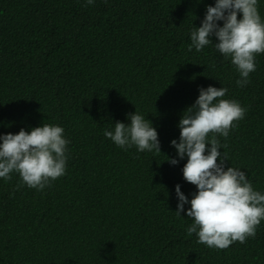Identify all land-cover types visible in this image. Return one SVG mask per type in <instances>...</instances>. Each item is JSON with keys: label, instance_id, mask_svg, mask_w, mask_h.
I'll use <instances>...</instances> for the list:
<instances>
[{"label": "trees", "instance_id": "1", "mask_svg": "<svg viewBox=\"0 0 264 264\" xmlns=\"http://www.w3.org/2000/svg\"><path fill=\"white\" fill-rule=\"evenodd\" d=\"M86 4L0 0V136L48 124L69 141L65 174L50 186L29 188L16 172L0 178V264H264V220L255 237L224 249L187 234L194 220L176 214L175 185L189 200L197 188L182 174L187 156L170 144L199 89L226 88L222 99L245 115L226 138L208 140L215 135L225 167L245 171L264 194V53L240 87L215 36L188 50L215 0ZM257 9L264 22V0ZM134 112L156 129L160 153L105 137Z\"/></svg>", "mask_w": 264, "mask_h": 264}, {"label": "clouds", "instance_id": "2", "mask_svg": "<svg viewBox=\"0 0 264 264\" xmlns=\"http://www.w3.org/2000/svg\"><path fill=\"white\" fill-rule=\"evenodd\" d=\"M93 3L94 0H87L85 6ZM238 13L242 14L239 19ZM213 36L217 41L215 48L225 58L231 57L239 72L237 86L249 84V74L256 68L255 55L264 53V22L257 0H215L214 6H206L200 26H194L191 32L188 50H202L213 43ZM226 92L224 87H201L198 98L179 120V142L170 141L180 159L187 156L182 174L197 188L189 200L180 185H175V212L178 216L184 212L194 220L186 230L189 236L195 233L198 243L219 249L255 237L257 226L264 220V194L253 189L245 171L225 167L227 155L218 151L221 145L215 135L208 140L209 133L226 138L233 122L245 115L246 109L237 101L222 99ZM127 118L130 123L116 121L114 131H104L105 137L121 148L135 145L139 152L160 153L158 133L151 122L136 112L128 113ZM63 133L60 126L42 124L30 131L21 128L16 134L0 136V178L11 180L10 173L16 172L29 188L42 190L50 186L51 181L65 174L69 141ZM206 145H210L207 154ZM167 160L171 165L178 163L176 158ZM185 204L190 207L185 209Z\"/></svg>", "mask_w": 264, "mask_h": 264}]
</instances>
